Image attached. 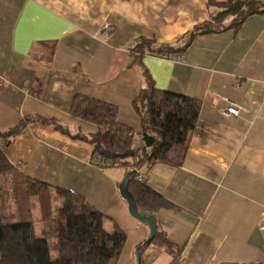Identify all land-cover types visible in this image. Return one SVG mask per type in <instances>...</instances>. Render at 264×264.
Listing matches in <instances>:
<instances>
[{
  "label": "crops",
  "instance_id": "1",
  "mask_svg": "<svg viewBox=\"0 0 264 264\" xmlns=\"http://www.w3.org/2000/svg\"><path fill=\"white\" fill-rule=\"evenodd\" d=\"M218 12L208 0H0V131L38 120L5 153L26 176L83 196L120 226L127 241L117 264H137L150 237L119 191L130 171L100 168L91 144L41 121L96 134L70 112L76 95L90 97L116 106L139 143L133 103L147 86L144 69L158 89L202 108L182 166L160 161L140 172L169 204L151 214L173 247L152 243L142 264L264 262V13L236 30L189 37ZM144 39L187 46L138 64L131 50ZM230 102L241 107L238 117L225 115Z\"/></svg>",
  "mask_w": 264,
  "mask_h": 264
},
{
  "label": "trees",
  "instance_id": "2",
  "mask_svg": "<svg viewBox=\"0 0 264 264\" xmlns=\"http://www.w3.org/2000/svg\"><path fill=\"white\" fill-rule=\"evenodd\" d=\"M212 5L219 12L191 31L189 37L227 28L236 30L250 16L264 13V3L255 0H229L223 4L208 0V6ZM184 48L159 47L144 39L136 42L131 51L134 62L142 64L145 55L166 58ZM143 74L147 86L133 103L142 120L139 143L135 132L118 121L116 106L90 97L76 95L70 112L75 119L96 125V134L71 135L53 121L41 122L74 140L91 144L100 161L106 160L104 168H127L137 171L139 177L142 170L160 161L182 166L199 122L201 102L160 90L147 69ZM37 121L27 119L13 130L0 131V264H117L127 241L120 226L111 223L83 196L32 179L8 159L4 147L27 124ZM138 177L129 184V191L138 211L151 217V212L169 204ZM155 236L152 243L172 251L159 228Z\"/></svg>",
  "mask_w": 264,
  "mask_h": 264
},
{
  "label": "water",
  "instance_id": "3",
  "mask_svg": "<svg viewBox=\"0 0 264 264\" xmlns=\"http://www.w3.org/2000/svg\"><path fill=\"white\" fill-rule=\"evenodd\" d=\"M138 174L139 173L137 171L129 172L120 184L119 191H121L122 198L125 200V202L128 203L130 214H132V216L137 219L139 223L141 222L149 228L150 237L136 252L137 264H142L141 254L144 249L147 248L156 237L155 235L158 232V224L155 216H145L143 213L138 211L135 199L131 191H129V184L138 177Z\"/></svg>",
  "mask_w": 264,
  "mask_h": 264
},
{
  "label": "built area",
  "instance_id": "4",
  "mask_svg": "<svg viewBox=\"0 0 264 264\" xmlns=\"http://www.w3.org/2000/svg\"><path fill=\"white\" fill-rule=\"evenodd\" d=\"M240 109L241 107L238 105H235L234 103L230 102L228 108L225 110V115L228 117H238L239 113H240ZM106 165V160L102 158V160L100 161V167L103 168V166ZM140 178V180H142L143 178L141 177V175L138 177ZM259 231H261L263 238H264V222L260 224L259 226ZM254 264H264V262H258V263H254Z\"/></svg>",
  "mask_w": 264,
  "mask_h": 264
},
{
  "label": "rangeland",
  "instance_id": "5",
  "mask_svg": "<svg viewBox=\"0 0 264 264\" xmlns=\"http://www.w3.org/2000/svg\"><path fill=\"white\" fill-rule=\"evenodd\" d=\"M226 21H229V19L228 20H226ZM228 23V22H227ZM50 231H51V229H50Z\"/></svg>",
  "mask_w": 264,
  "mask_h": 264
}]
</instances>
